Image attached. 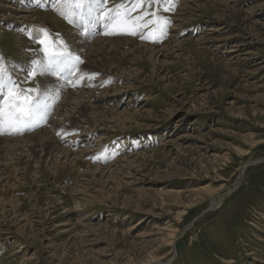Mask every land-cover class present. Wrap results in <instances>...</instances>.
Instances as JSON below:
<instances>
[{
	"label": "rangeland",
	"instance_id": "rangeland-1",
	"mask_svg": "<svg viewBox=\"0 0 264 264\" xmlns=\"http://www.w3.org/2000/svg\"><path fill=\"white\" fill-rule=\"evenodd\" d=\"M135 2L107 0L104 10L124 3L143 16L136 35H106L96 24L88 36L53 0H0L5 76L40 69L42 45L26 36L46 29L82 63L47 73L50 89L40 74L23 78L22 92L48 104L51 118L64 86L89 81L95 98L53 136L69 139L59 146L76 165L32 168L33 181L20 174L27 160L8 174L0 168V264H168L171 256L169 264H264V0H145L132 10ZM17 7L30 11L27 24L14 20ZM152 13L169 21L158 39L149 37ZM80 36L90 39L84 52ZM100 39L131 44L96 56ZM36 126L1 137L27 138L50 123Z\"/></svg>",
	"mask_w": 264,
	"mask_h": 264
},
{
	"label": "snow or ice",
	"instance_id": "snow-or-ice-1",
	"mask_svg": "<svg viewBox=\"0 0 264 264\" xmlns=\"http://www.w3.org/2000/svg\"><path fill=\"white\" fill-rule=\"evenodd\" d=\"M53 2L54 6H57L56 11L59 15L67 19L69 23L82 25L88 36L97 34L94 30L96 24L103 25L106 35L114 33L136 35L137 29L146 26L139 23L143 20V16L131 17L130 10L125 8L124 3L116 5L115 9L104 10L107 0H53ZM147 2L156 3L158 0H147ZM144 3L145 0H136L132 10ZM151 15L156 17L155 13ZM148 23L157 25L149 33V37L158 39L165 34L169 21L156 17ZM35 35L37 42L42 45L40 50L44 52L46 62L33 61V64H40L42 72L61 75L65 69L82 63L79 56H74L67 50L63 41L53 42L51 34L46 29L36 30ZM142 38L145 37L142 36ZM34 74V71L29 73V75ZM4 90H7V96L0 102V134H12L25 128L30 129L46 119L49 105L39 98L17 90L13 82L5 76V69L0 61V91Z\"/></svg>",
	"mask_w": 264,
	"mask_h": 264
},
{
	"label": "bare ground",
	"instance_id": "bare-ground-1",
	"mask_svg": "<svg viewBox=\"0 0 264 264\" xmlns=\"http://www.w3.org/2000/svg\"><path fill=\"white\" fill-rule=\"evenodd\" d=\"M19 8H21V7H17L16 9H12L14 11L13 12L14 17L13 16L12 17L14 18V20L16 22L19 23V26H20L21 22H22V25H24V24H27L28 21H30L31 16L29 17L26 15H30L31 13H30V11H26V10L20 11V10H18ZM6 9L10 10V7L6 8ZM24 13H27V14H24ZM23 22H25V23H23ZM24 31H25L24 33L27 32L26 30H24ZM78 38L82 39V36H80ZM82 40L83 41H81V42H83V45H82L83 47L80 45V47H81L79 49L80 52H84L86 50L88 40H90V39L88 37H87V39H86V37H83ZM127 41H128V39L127 40H124V39H113V40H111V39H100V40L96 41L97 43H101V45H99V48L95 50L94 45L96 42H94L90 48V52L94 51L95 55L97 56L99 53L103 52L100 49H103L104 52L110 51V48H113V47L115 49H122L124 45L131 44V43H128ZM102 42H105V43H102ZM140 47L148 48V46L141 45V44H140ZM81 50H83V51H81ZM148 51H150V50H148ZM153 51H154V49H153ZM232 52H234V51H232ZM95 55L92 54V55H89V57H88V60L90 61L91 64H95V60L93 58ZM93 67L98 68L97 65H93ZM40 70L41 69L35 70L36 75L40 74V84H43V87H45L47 85V88L50 89L51 88L50 87V80L52 79V77L48 75L49 73L47 74V73H44L42 71L40 72ZM19 76H20V74L18 75V77ZM25 81H27V80H25ZM91 85H92V83H90L88 81L84 86H80V87L77 86L78 87L77 89L71 90V88L64 86L62 89L57 90V94H60V93L63 94L64 92H66L67 94H66V97L63 100L62 104L58 106V109L56 111L55 116L49 120L50 126H49V128L47 127L48 129L40 130V132L34 133L32 135L30 134L29 137L22 138V139L19 138V139L9 140V139H5V138L3 139L0 137V161H2V163L0 164V168H1V170H3L2 173L8 174V172L10 173L11 169L18 170L19 167H22L21 166L22 163H25L24 160H27L26 168H24L23 169L24 172H22L24 174H22V173H20V174L23 175V178L25 177V175H28L27 177H25V179L27 178V181L28 180L31 181V179H32V181H33L34 180L33 177L36 178L38 175V172L32 175V173L29 172L32 168L33 169L36 168L37 169L36 171H38L39 169H41L42 165L45 164V165H47L46 168H48V170L51 171L52 174H56V173H59V171H61L59 169H63V167L60 168V165H59V164H61V161H63L64 166L76 165V160L70 159L71 155H70L69 150H68L69 147L64 149V148L59 146V145H61V143H63L65 146L68 145L69 139L68 138L67 139L66 138L61 139V137H60V139H59L60 143L56 144V141L54 140L53 136H54V134H57V130H59L58 127L63 126V125L66 126L67 124H69L72 121V119L78 118V117L74 118V116H76V112L78 114L81 112L80 114H81L82 118H84L85 114L87 112H89V110H88V111H85L86 113H84V111L82 110V108H83L82 102L85 100V103H87L90 100L92 101V99H95L93 97V95L90 93L91 90H89ZM81 88L85 91H81ZM0 93H1V91H0ZM40 96H42V95H40ZM84 96H85V98H84ZM89 103L92 105L95 104L94 102H89ZM93 115H91V116H93ZM92 118L89 117L90 121H92ZM69 134H70V132H69ZM22 140H24V141H22ZM31 152H32V155H35V157H34V158H36V160L34 159L35 161H33L32 157L28 156V155H30ZM44 154H46V155L44 156ZM46 156H48V157H46ZM78 160H79V158H78ZM80 160H82V157H80ZM80 162H82V161H80ZM68 168L69 167H67L66 169H68ZM13 171H11V172H13ZM242 174H243V169L240 172V176ZM10 175H8V176H10ZM0 177H2L1 173H0ZM8 179L9 178H6L5 180H8ZM237 185H238V181L231 189L228 190V193L231 190L236 189ZM4 188L9 190L8 181L6 182V185ZM223 199L220 197L219 202L217 204H220L221 200H223ZM11 204H13V203H11ZM212 206H211V208H212ZM154 230H158L157 233L163 234V232H161L163 230L162 228L156 227V228H154ZM168 239H169L168 246H170V248L174 249L175 236L173 234H169ZM171 252H172V254H175L174 250ZM172 257L173 256H171V260L173 259ZM170 261H168V264ZM151 264H164V263L161 261H159V262L155 261V262H152Z\"/></svg>",
	"mask_w": 264,
	"mask_h": 264
}]
</instances>
